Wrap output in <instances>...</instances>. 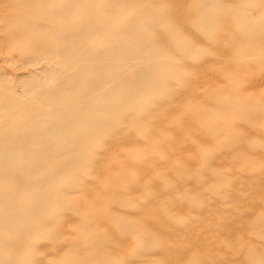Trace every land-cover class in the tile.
<instances>
[{
  "label": "rangeland",
  "instance_id": "rangeland-1",
  "mask_svg": "<svg viewBox=\"0 0 264 264\" xmlns=\"http://www.w3.org/2000/svg\"><path fill=\"white\" fill-rule=\"evenodd\" d=\"M28 1L46 16L0 0V80L29 108L8 109L4 124L43 100L22 79L52 83L19 59L34 33L11 31H82L86 8L109 27L100 49L141 26L154 52L141 61L157 64L161 83L84 143L81 168H66L50 194L46 233L6 254L15 264H264V0Z\"/></svg>",
  "mask_w": 264,
  "mask_h": 264
},
{
  "label": "bare ground",
  "instance_id": "bare-ground-1",
  "mask_svg": "<svg viewBox=\"0 0 264 264\" xmlns=\"http://www.w3.org/2000/svg\"><path fill=\"white\" fill-rule=\"evenodd\" d=\"M26 2L38 17L46 16L39 3L32 8ZM86 9L87 18L77 24L83 30H63L59 38L46 32L44 40L32 39L40 31L28 30L24 35L25 25L11 31L18 40L34 33L31 49L21 50L19 59L31 66L30 74L40 67L42 77L52 83L46 90L47 85L42 84L45 80L37 74L22 79L23 90L36 88L43 100L30 104L37 108L30 109L25 119L4 124L8 109L21 116L29 108L22 106L21 93L10 81L0 80V264H15L7 249L19 255L46 233L50 222L44 216L55 199L50 194L57 190L66 168L83 164L84 143H91L108 128L118 127L120 113L134 108L132 98H146L148 86H160L157 64L141 61L154 54L143 28L130 25L125 29L129 37L121 34L118 41L100 49L96 43L106 40L109 27L92 18L98 10ZM21 12L25 18L29 10L23 7ZM56 15L53 12L49 16ZM43 41L48 45L39 49ZM54 59L58 64L55 73ZM61 156L63 160H59Z\"/></svg>",
  "mask_w": 264,
  "mask_h": 264
}]
</instances>
